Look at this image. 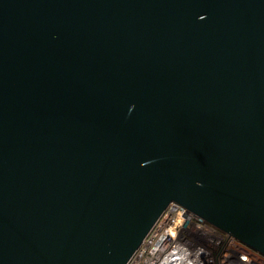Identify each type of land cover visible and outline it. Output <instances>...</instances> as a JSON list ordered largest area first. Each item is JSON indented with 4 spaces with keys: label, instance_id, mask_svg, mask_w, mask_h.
<instances>
[{
    "label": "water",
    "instance_id": "1",
    "mask_svg": "<svg viewBox=\"0 0 264 264\" xmlns=\"http://www.w3.org/2000/svg\"><path fill=\"white\" fill-rule=\"evenodd\" d=\"M170 202L264 256V0H0V264H125Z\"/></svg>",
    "mask_w": 264,
    "mask_h": 264
},
{
    "label": "built area",
    "instance_id": "2",
    "mask_svg": "<svg viewBox=\"0 0 264 264\" xmlns=\"http://www.w3.org/2000/svg\"><path fill=\"white\" fill-rule=\"evenodd\" d=\"M125 264H264V256L170 202Z\"/></svg>",
    "mask_w": 264,
    "mask_h": 264
}]
</instances>
